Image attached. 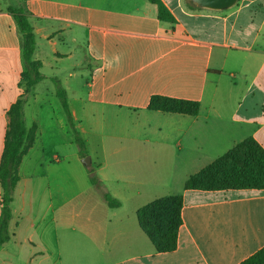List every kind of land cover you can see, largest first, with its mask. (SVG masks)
<instances>
[{
  "label": "crops",
  "instance_id": "crops-1",
  "mask_svg": "<svg viewBox=\"0 0 264 264\" xmlns=\"http://www.w3.org/2000/svg\"><path fill=\"white\" fill-rule=\"evenodd\" d=\"M162 1L175 22L150 0L21 1L44 76L26 92L16 3L0 0V164L19 99L30 131L0 264H241L264 247V189L185 186L248 137L264 147V0L226 10ZM53 79L84 138L99 139L96 151L85 139L90 166ZM155 95L200 110H151ZM168 195H183V224L177 249L157 252L137 212Z\"/></svg>",
  "mask_w": 264,
  "mask_h": 264
},
{
  "label": "trees",
  "instance_id": "trees-1",
  "mask_svg": "<svg viewBox=\"0 0 264 264\" xmlns=\"http://www.w3.org/2000/svg\"><path fill=\"white\" fill-rule=\"evenodd\" d=\"M158 6L159 18L175 22V18L162 0H150ZM9 12L15 18L23 40L24 71L22 85L30 92L44 79L42 63L34 55L37 36L26 7L19 1L10 5ZM57 95L65 110L67 120L75 136L76 144L83 157L88 155L84 136L79 131L70 107L66 89L53 79ZM151 110L196 115L200 103L192 100L155 95L151 98ZM10 123L6 134L5 148L0 164L1 194L0 247L10 240V224L13 218L14 194L19 182L18 168L24 153L30 131L25 121L24 99H19L9 111ZM91 182L100 185L97 174L90 170ZM187 189L203 191L228 189H264V147L254 138L248 137L226 154L216 159L186 181ZM104 198L111 207H119L120 202L110 193ZM183 195H168L140 207L137 215L141 227L151 239L157 252H172L178 247L179 231L183 224ZM241 264H264V247Z\"/></svg>",
  "mask_w": 264,
  "mask_h": 264
},
{
  "label": "water",
  "instance_id": "water-1",
  "mask_svg": "<svg viewBox=\"0 0 264 264\" xmlns=\"http://www.w3.org/2000/svg\"><path fill=\"white\" fill-rule=\"evenodd\" d=\"M193 3L202 8H208L212 10H226L233 8L239 3V0H192ZM83 163L86 166H90L92 163L91 156H86L83 159Z\"/></svg>",
  "mask_w": 264,
  "mask_h": 264
},
{
  "label": "rangeland",
  "instance_id": "rangeland-1",
  "mask_svg": "<svg viewBox=\"0 0 264 264\" xmlns=\"http://www.w3.org/2000/svg\"><path fill=\"white\" fill-rule=\"evenodd\" d=\"M19 1H23V0H14L15 3H18ZM69 127H70V125H69ZM85 139L88 140L91 143V145H92L91 149L93 151H96L98 149V141H99L98 138H92V137H89V136H87V137L85 136ZM27 168L30 169V170H33V166H28Z\"/></svg>",
  "mask_w": 264,
  "mask_h": 264
}]
</instances>
